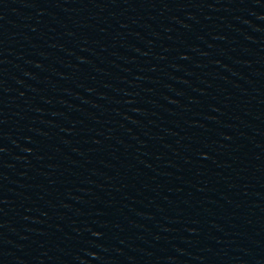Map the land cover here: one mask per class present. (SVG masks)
Here are the masks:
<instances>
[{"label": "water", "instance_id": "95a60500", "mask_svg": "<svg viewBox=\"0 0 264 264\" xmlns=\"http://www.w3.org/2000/svg\"><path fill=\"white\" fill-rule=\"evenodd\" d=\"M0 264H264V0H0Z\"/></svg>", "mask_w": 264, "mask_h": 264}]
</instances>
